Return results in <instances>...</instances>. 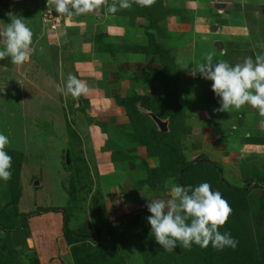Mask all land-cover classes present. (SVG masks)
I'll return each mask as SVG.
<instances>
[{
	"label": "rangeland",
	"instance_id": "rangeland-1",
	"mask_svg": "<svg viewBox=\"0 0 264 264\" xmlns=\"http://www.w3.org/2000/svg\"><path fill=\"white\" fill-rule=\"evenodd\" d=\"M253 4L256 6L245 3L241 6L236 0H155L150 7L134 4L131 9L110 14L107 7L102 6L87 15L69 18L47 8L46 0H0V27L10 23L11 16H22L34 33L33 47L36 49L23 66L12 64L8 58L0 60V132L11 141L6 151L12 157V178L7 182L0 181V264H111L109 258H101L97 230L93 229L91 233L95 242L90 243L82 237L75 239L77 242H70L64 234L63 214L46 209L69 205L67 227L76 233L84 228H94L91 225L97 217L93 210L96 197H103L110 219H115L145 207L148 198L167 199L170 196L169 189L161 196L168 187L166 181L162 185L147 186L149 195L134 192L130 207L122 208L126 205L117 197L105 198L109 193L106 183L132 179L142 184L148 167L144 166L143 171L125 169L100 179L96 166L101 158H96V153L109 150L113 158L106 159L118 162L122 168L130 159L137 168L147 163L153 168L157 159L137 158L127 150L137 143L140 133L131 137V126L124 124L123 109L120 108L121 114L114 125L100 118L101 111L104 118H110L120 110L104 112L103 103L93 107L88 105L86 97L89 94L77 99L56 92L55 84L64 85L68 75L74 74L72 54L83 47L84 51L79 53L88 51L86 54L91 56L88 62L99 60L101 65L106 63V56L113 54L109 50L114 51L117 46L119 50L131 52L148 47L147 33L153 34L155 42L169 50L176 63L178 81L158 92L165 102H173L175 107L173 122L176 127L172 135L168 134V139L180 141L188 160H195L197 156V152L189 153L191 142L200 140L207 130L219 136L231 134L228 141L235 143L240 140L241 133H246L245 128L250 137L261 136L263 126L260 124L264 125V116L253 114L255 109L248 105L229 110L230 114L215 111L219 108L216 106L219 98H206L201 83L203 78L197 74L189 81L181 69V62L194 65L209 54L216 60V55L224 52L221 56H227L230 64L242 63L252 57L248 47L235 52L225 46V42L235 39L243 43L245 40L250 47L248 31L237 25L240 24L237 16L248 19V24L257 19L264 26V1L263 5L256 0ZM224 11L231 17L225 18ZM223 21L231 26L222 28L221 36H213L211 27L214 24L221 26ZM254 34L264 44V29L256 30ZM221 48L225 49L220 51ZM85 66L88 74L82 76L83 80L96 77L94 69L89 64ZM207 83L211 85L212 82ZM165 119L169 130V118ZM102 132L105 136L109 134L111 139H103ZM144 150L148 152L146 148ZM138 151L145 154L143 149ZM254 153L247 151V158H222V155L213 154L208 158L221 167V175L227 182L246 190L252 235L255 225L264 221V185L256 180L259 172L264 174V158H252ZM261 159L263 163L258 161ZM73 165L81 169L92 185L90 190L88 185L82 188L81 195L77 194L73 182ZM113 168L117 170L115 165ZM247 178L251 180L247 182ZM149 215H141L136 224L130 220L116 224L117 232L123 235L118 252L124 264H145L139 255L140 235L144 228L149 229L146 219ZM169 264L177 263L172 259Z\"/></svg>",
	"mask_w": 264,
	"mask_h": 264
},
{
	"label": "trees",
	"instance_id": "trees-1",
	"mask_svg": "<svg viewBox=\"0 0 264 264\" xmlns=\"http://www.w3.org/2000/svg\"><path fill=\"white\" fill-rule=\"evenodd\" d=\"M112 1L114 0L108 3L111 4ZM123 13L126 12L124 11ZM147 17L149 18V15ZM147 36H149L148 47H139L135 51L144 53L147 58L157 61L159 68L156 74H154V79L160 82L166 89L168 85L178 81L174 57L170 55L168 49L155 42L153 34L147 33ZM106 49L109 50V47L107 46ZM234 49L235 52H237L238 46H235ZM109 51L115 53L113 49ZM216 57L218 61H227V56L217 54ZM228 62L230 63L231 60ZM114 98L116 103L124 108L130 120L131 137L140 133L137 142L147 149V153L150 156H154L157 159V164L153 168L147 169V177L145 181H142V184L140 183L141 185L139 187H145L146 185L151 187L154 185L158 186L166 181L169 185V182L173 180L183 185L193 186L202 182L210 183L213 190L221 192L223 198L227 200L233 210L227 223L220 228V231L224 232L227 230L231 232L232 236L239 242L234 250L231 248L217 250L211 245L207 248L193 245L190 250L177 246L174 251L169 252L164 250L162 246L155 241L151 233L150 224L147 221L150 230L144 228L140 235L139 255L143 262L145 264H161L163 262L169 264V261L173 259L177 264H264V221L261 225H255V233L252 235V228L249 224V205L246 204L245 199L246 190L233 186L227 182L221 175V167L209 160L205 154H201V156H203L202 158L199 156L195 160H188L182 151V147H180V141L178 142L176 138L172 137L171 138L176 142L168 139V134L172 135L171 133L176 127L173 122L175 118V107L173 102H165L160 96L151 97L148 94H128L122 98L118 96ZM217 105H219V103L216 104V106ZM141 109L149 110L160 118L165 119L168 117L169 130L166 132L157 130L151 118L141 112ZM227 114H230V111H228ZM249 140L254 141V137H248V141ZM82 165H84V162H82ZM72 168L73 182L77 194L81 195L83 192L82 188L88 185L87 189L90 190L92 185L88 183L79 167L77 168L73 165ZM249 180H251V178H247V182H249ZM256 180L264 185L263 172L258 173ZM261 184L260 186H262ZM167 189H169V187L162 192L161 196L165 194ZM93 203L94 213L97 214V217L93 219L91 225L94 228H84L82 231L76 233L70 231L67 227V217L70 214L69 205L66 208H50L46 210L59 211L63 214L64 234L66 239L70 242H77L75 239H79L80 237L90 243L93 241L95 242V237L91 234L93 229H95L99 234L97 246L98 250L102 253V260L109 258L111 264H124L118 252V249L121 247L119 243L121 240L123 241V235L117 232L116 224L119 225V222L121 223L129 220L136 224L140 222L141 215H151V213L145 206L137 209L135 213L110 219L103 197L101 199H97V197L94 198ZM103 262L104 261H102V263Z\"/></svg>",
	"mask_w": 264,
	"mask_h": 264
},
{
	"label": "clouds",
	"instance_id": "clouds-1",
	"mask_svg": "<svg viewBox=\"0 0 264 264\" xmlns=\"http://www.w3.org/2000/svg\"><path fill=\"white\" fill-rule=\"evenodd\" d=\"M154 3L155 0H114L111 4L108 0H46L47 8L69 18L87 15L102 6L107 7L108 13L115 14L122 9H131L134 4L150 7ZM33 37L32 29L22 16H11L10 23L0 27V60L8 58L17 66L29 62L36 51ZM181 63V69H188L191 64ZM191 65L190 76L199 74L212 82L211 90L219 98V108L215 111L228 112L248 105L264 116V54L236 64L217 61L209 54ZM55 90L78 99L89 94L90 86L76 75L69 74L64 85L55 84ZM10 143L9 137L0 132V181L4 182L12 178V157L6 151ZM168 187L169 198H148L146 205L151 213L146 217L151 233L164 250L171 252L177 246L190 250L193 245L234 250L238 246L239 242L231 232L220 231L233 211L221 192L213 190L208 182L193 186L173 180Z\"/></svg>",
	"mask_w": 264,
	"mask_h": 264
},
{
	"label": "crops",
	"instance_id": "crops-1",
	"mask_svg": "<svg viewBox=\"0 0 264 264\" xmlns=\"http://www.w3.org/2000/svg\"><path fill=\"white\" fill-rule=\"evenodd\" d=\"M236 1H237V3L241 4V6H243L244 3H245V5L256 6V4H253V2L255 0H236ZM263 1L264 0H256V2L262 3L261 5H263ZM223 15H225V18H226V16H230L225 11H224ZM239 17H240V24H237V25L238 26L240 25V27L244 30L247 29V31H248L247 34L249 36L248 41L251 45L249 47L247 42L245 43V40L243 43H239V41H237V40L234 41L235 39H233V42H231V40H227L225 42V46L226 45L228 47L230 46V49H234L235 46H238V51L239 50L244 51V49L246 47H248L249 50H251L250 53L252 54V57L253 56L256 57L258 52H259V54L264 52V44H263V42L260 41V39H256L257 37L254 34V32L256 30L261 31V29H264V26L261 25V21H259L257 19L251 20L253 22L248 24V22H247L248 19L243 20V17L238 15L237 16L238 20H239ZM139 25H142L140 23V21H139ZM227 26H231L230 23H228L227 21H223L221 26H219L218 24H214L211 27L210 32H212L213 36H218V35L221 36L222 35V32H221L222 28L225 29V27H227ZM234 26H236V25H234ZM251 28H253V29H251ZM181 31H182V29H181ZM241 34H243V32ZM115 43H118V42H115ZM221 43H223V42H221ZM219 44H220V42H219ZM119 49L120 48H118V46H117L115 48V53H113L111 55L109 54L108 56H106L107 57L106 63L102 64V65H101V62H99V60L92 62V63L88 62V59L91 60V56H88L86 54V52H88V51L85 50V53H83V54L79 53V52L84 51V47L81 48L80 51H78V52L76 51L75 53H73L72 58H71L73 60V64H72L73 65V73H74L73 75H76L78 78H80L82 81H85L90 86V92L88 95L89 97H86V98H88V101H89L87 104L91 105L92 107L96 106V103H99L100 105L104 104L102 106V107H105V108H103L104 112L107 110H113V109H118V111H119L120 108L124 110V108L120 104L116 103L115 98H114L116 96L122 98V97L127 96L128 94H130V95L131 94H134V95L135 94L136 95L148 94L151 97H158L160 94V92H158V91L163 88V85L154 79V74H156V72L159 68V64L157 63L156 60L148 59L147 56L141 52H136V51L131 52L130 50L125 49V48H124L125 51H123L122 48H121V50H119ZM224 49L225 48H221L220 51L224 50ZM221 53L223 54L224 52H221ZM222 54H219V55H222ZM192 60L195 61L194 57L192 58ZM87 63L94 69V72H95L94 74L96 77H94L90 80H83L82 76H85L86 74H88L87 70H86L87 67L85 66V64L88 65ZM188 63H190V62H188ZM191 64L189 65V67H191ZM190 69L191 68L182 69V70H183L184 76L186 75V77L189 78L188 80L192 81V79H190L192 76H190L188 74ZM89 72H90V70H89ZM98 74H99V77L97 78ZM203 81H205V83ZM207 81H209V80L203 79L201 81V83H203L202 84L203 85V91H205V93L207 95L206 98H215L216 96L214 95L213 91L211 90V85H210V83H207ZM194 83L196 84V82H194ZM79 100L78 101L82 103L81 99H79ZM111 102H112V104H111ZM81 103H79V104H81ZM115 103H116V106H111V105H114ZM92 107H91V110H92ZM257 113H259V112H258V110L255 109L253 114L258 115ZM97 114H99V112H96V115ZM120 114H121V110L117 114H115L114 116H111L110 118H104L103 117L104 113H102V111H101L102 116L100 118L103 119V121H107V122H110V123L116 125L115 120H118ZM123 114L125 115L124 118H126V121L124 122V124L129 125L130 120H129L128 116L126 115L125 110H124ZM116 116H117V118H116ZM121 119L123 120V118H121ZM260 125L263 126V127L260 126V127H262L261 128L262 134L260 137L255 136L254 141H250V140L248 141V137H250V135L247 133V128H245L244 131H246V133H241L240 140L236 141V143L228 141V138L231 134L226 133V134H222L221 136H219L214 131L209 132L207 130V133L204 136H202V138L200 140H198L196 142L195 141L191 142V144H190L191 147L189 148V153L197 152L196 158L201 156V154H205L207 156V158H211L210 157L211 154L222 155V158H228V157H231V158H247L245 156V153L248 151L251 153L256 152V153H254L252 158L253 157L254 158H264V134H263L264 133V125H263V123H261ZM94 128L96 129L95 131L98 130L96 126H94ZM100 134H101V137H103V139H106V140L111 139L109 134L106 136L103 132ZM144 148H145L144 146H142L141 144H139L137 142L136 144H134L131 148H128L127 150L130 151V154L132 153L133 155H137V158H156L154 156H150L147 152H145ZM139 149H143V152L145 154L144 155L140 154L138 151ZM229 151H231L233 153V155H231ZM110 154H111V152L109 150H105V152L103 150H100V152L96 153V155H95L96 158H101V160L98 161V164L96 166L97 172L100 175L99 176L100 179H104V178L110 176L111 174H115V173L124 171L125 169H126V171L127 170L143 171L144 166H146L148 168L150 167V165H148V163L147 164L142 163L143 165H141L140 167L137 168L135 162L130 159V162H127L126 166H124L125 168H122L123 166H120L119 164H117L118 162H114L112 160L109 161L108 159H106V158H113V154L112 155H110ZM186 157L188 158V156H186ZM249 158H251V157L249 156ZM258 161L262 162V159L258 160ZM142 162H144V159H142ZM113 165H115L117 167V170L113 168ZM118 167H120V168H118ZM106 185L108 186L107 188H109V191H108L109 193L105 194V198H106V196L107 197L110 196L111 198H112V196L119 198L121 200V202L126 205V206H122V208L127 207V206L130 207V204L133 203V200L131 197L133 196V194H135L134 192H136V193L140 192V194L141 193L143 194L144 192L147 191V189H146L147 185L145 187H139L141 184L140 183L137 184V180H132V179L131 180L121 179V180H117L115 184H113V182H108V184L106 183ZM146 193H148V192H146ZM148 195H149V193H148ZM137 209H139V208H137ZM133 211H135V210H133ZM128 213H130V212H128ZM122 215H124V214H122ZM108 216L110 218V215H108Z\"/></svg>",
	"mask_w": 264,
	"mask_h": 264
},
{
	"label": "water",
	"instance_id": "water-1",
	"mask_svg": "<svg viewBox=\"0 0 264 264\" xmlns=\"http://www.w3.org/2000/svg\"><path fill=\"white\" fill-rule=\"evenodd\" d=\"M141 112H143L144 114L148 115L152 121L155 123L157 129L161 132H166L168 130V121L167 119H162L160 117H158L157 115H155L153 112L146 110V109H141ZM67 164L69 163V158H68V153H67Z\"/></svg>",
	"mask_w": 264,
	"mask_h": 264
},
{
	"label": "bare ground",
	"instance_id": "bare-ground-1",
	"mask_svg": "<svg viewBox=\"0 0 264 264\" xmlns=\"http://www.w3.org/2000/svg\"><path fill=\"white\" fill-rule=\"evenodd\" d=\"M39 113V112H38ZM41 113V112H40Z\"/></svg>",
	"mask_w": 264,
	"mask_h": 264
}]
</instances>
